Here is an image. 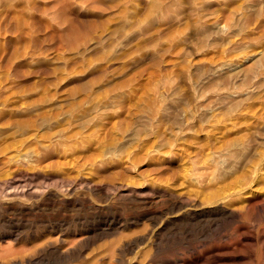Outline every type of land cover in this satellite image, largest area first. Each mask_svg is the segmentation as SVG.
Masks as SVG:
<instances>
[{
  "label": "rangeland",
  "instance_id": "obj_1",
  "mask_svg": "<svg viewBox=\"0 0 264 264\" xmlns=\"http://www.w3.org/2000/svg\"><path fill=\"white\" fill-rule=\"evenodd\" d=\"M0 113L139 115L92 134L77 129V141L60 148L45 172L23 166L11 175L0 163V179L58 173L77 181L80 199L100 205L54 208L47 199L22 215L0 209V228L25 233L28 247L47 219L82 230L66 235L64 248L86 238L79 254L49 250L25 264H82L100 251L107 264H263L264 165L255 190L233 204L202 202L198 188L224 178L212 176L216 167L236 169L227 171L235 176L264 144V0H0ZM217 114L224 117L219 131L211 125ZM84 176L94 189L79 182ZM104 182L143 190L103 206ZM178 194L199 205L161 217L185 205ZM144 227L154 228L153 238L118 249Z\"/></svg>",
  "mask_w": 264,
  "mask_h": 264
},
{
  "label": "bare ground",
  "instance_id": "obj_2",
  "mask_svg": "<svg viewBox=\"0 0 264 264\" xmlns=\"http://www.w3.org/2000/svg\"><path fill=\"white\" fill-rule=\"evenodd\" d=\"M248 35L249 34L245 35V38L248 37ZM136 114L137 113H0V139L3 140V141L0 140V163H2L3 168L5 170H8V172L15 170V172L17 173L16 170L19 168L20 169L28 168L30 170L31 167L36 168V170H39V172H45L46 169L58 163V161L56 160L51 161L50 159L53 157V155H55L61 150L60 148H67L70 145V141L74 137L77 129H81V128L90 129V131L87 130L88 133L86 131L85 134L86 133L92 134L93 132L97 130L99 131H102L101 129L106 130L105 129L106 127H110V125L115 126L119 122H125V121L133 122V118L136 116ZM157 115L158 113H149V117L153 119L155 117L157 118ZM137 117L135 118L137 119ZM239 117L240 116H238V118ZM231 118H233V116ZM223 120H224V117L221 116V114L220 115L217 114V115H213V118L211 120L212 123L211 122L210 123L211 125L215 127V129H217V127L220 129L221 128L220 123L222 122V124H224ZM235 120H237L238 122L237 118ZM235 120L233 122H235ZM240 120L243 121L241 117H240ZM238 123H242V122H238ZM238 123H236V126ZM95 127H96V130L95 131L92 130V129H95ZM211 129L213 130V128ZM225 129L226 128H224V130ZM261 130H258V131H261ZM218 131H217V134H218ZM222 131H221V134H222ZM80 136L82 137L83 135H81L80 133ZM86 136L87 135H84V137ZM74 139L77 141V138L74 137ZM240 142L242 143V141ZM232 145L231 146L228 145L227 148L229 147L232 148ZM244 145L242 144V146ZM263 145L261 148H258L257 151L256 149L259 146L257 147L254 146L255 150L254 149L253 150L256 151L255 152L256 155L249 153V155L251 154L253 156L251 157L249 156L250 158L247 159L248 161L246 162V165L242 168V170L237 172L235 176L232 175L231 177L228 174L227 171L229 167L227 168L225 167L222 172H218L219 169L221 170V168L218 167L219 169H217L216 167L215 170L217 171V173L214 172L212 176H215V174L219 176L218 173L219 174L223 173L222 175H224V178L221 179L220 182H218L219 185H217L218 183L213 184L212 186L214 187L210 185H207V186L204 185V187H201L200 189L198 188V192H202V193L205 192V194L202 195V198H203L202 202H205V201L213 202V201H218L222 199V200H227L229 203H232L234 201H239L238 197H241L240 195L245 189L246 191L255 190V187H253V183L258 182V179L260 177L259 171L260 169H262V165H264V163L262 164L263 158H261V156L264 154ZM220 148L222 149V147ZM227 148H224V149L226 150ZM242 149H245V148H241V151L245 153V150H242ZM230 151H229V154L234 155L235 152L230 153ZM244 153H243V157L245 155ZM240 154L242 157V152ZM246 154H248V152ZM244 159L246 161V158ZM237 162L236 164H238ZM229 170H232V169L229 168ZM232 171L235 172L237 170L235 169ZM234 172H232V174ZM9 173H11V175L14 174V172H9ZM26 173L25 175L16 174L17 177L13 176L10 178H7V175H6L5 177L6 179H0V209L11 211V212H17L18 214L19 213L21 214L24 212H31L32 211L31 209H34L35 203H37V207H39V210H40V206H38V204L39 205L42 204V200H47V199L53 202V203L51 202L52 203L51 206L54 208L56 207L60 208L59 206L64 207L67 205L75 206L76 204H78V201L80 200L83 202V205H86L89 208H93V209L100 208V205L95 203V201L89 197L80 199L79 197L80 191L76 185V182H77L76 180H71L67 177L59 175L58 173H56L57 175H54V176L49 175V173H44V174L40 173V174H36V176H33L32 175L33 173H29L28 175H26ZM53 173L55 174V172ZM224 173L228 174V176L231 177V179L230 177L228 178L227 182H226V179H227L226 177L228 176H225ZM0 175L2 174L0 173ZM79 182L86 183L90 189H94L92 188V186L97 185L96 181H94L93 179L87 178V176H84V178H81ZM104 183H105L104 185L100 183L98 184V186L101 187V190H103L104 194L106 195V198L104 199L105 203L103 206H110L112 203H115L116 199L118 198L121 192L126 191L128 194L131 192L134 193V192L143 190V188H141L140 186H136V185H126V184H119V183L111 184L108 182H104ZM112 187H113V190L111 191ZM211 189H214V190H211ZM170 193L173 194V192H170ZM178 195L184 199L185 205L180 206L178 210H170V211L167 210L165 212H162L160 214L161 217L165 215L166 213H167L166 215L172 213V216L180 215V214H187L191 212L192 210V208H190L191 206L199 205V204L192 203L193 197H191L190 195H183V194H178ZM25 197H29L33 199L30 205H27L25 203L26 201ZM240 202L241 204L243 203L242 206L244 207L246 206V204L249 205V202L248 203H246V201H240ZM262 202H264V200ZM41 206L44 207V204H42ZM46 210L48 211V209ZM231 213L233 214L232 216H235L238 213V210L235 211L231 209ZM69 217L71 216L69 215ZM58 218H61V217L59 216ZM19 222L21 221H17V223ZM58 222H59L58 219L56 221L54 219H47L46 222L44 223L42 222L43 224H41V226L38 225V228H36L35 231L33 230L34 231V233H32L33 236L30 235V237H32L34 241H38V243L36 242L37 244L34 246L32 245V247L26 246L27 243L31 242V238L26 237V235L21 236V234H25V233L20 234L19 232L15 231L16 230L15 228L12 229L11 227H9L10 229H8L6 228L7 226L0 228V241H6L5 242L6 244L2 243L3 245H1L0 243V264H15L21 261H24L23 263L25 264V260H29L33 258L34 256L45 253L46 251H49V250H56L60 253L61 252L69 253V255H75L76 253L79 254L81 246L86 240V238L84 239V237L83 238L75 237V239H73L74 246L72 245L69 247L68 245V247H65V248L62 246L64 244L66 245V242L69 241V238L66 235H69V236L70 234H74V235L81 234L82 235V233H80L82 232V230L80 231L79 229H75L73 231L70 228H66V229L58 228L57 227L59 225ZM115 224H121L120 220H117L113 225ZM146 229L147 227H144V229L142 230L135 231L132 234L126 235L124 238L121 239L118 249L122 250L123 248H129L133 244H135L136 241L138 240H143V239L150 240L151 238H153V236L155 235L154 228H151V230L149 231H147ZM30 231L31 229L29 230V232ZM20 242H22V245L17 244V243L21 244ZM144 245H146V243ZM93 255H86L85 260L82 262V264H107L106 263L107 256L105 252L100 251L99 253L93 254ZM263 264H264V261H263Z\"/></svg>",
  "mask_w": 264,
  "mask_h": 264
}]
</instances>
